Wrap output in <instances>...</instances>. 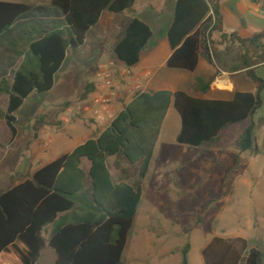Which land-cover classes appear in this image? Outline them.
<instances>
[{"label": "trees", "instance_id": "1", "mask_svg": "<svg viewBox=\"0 0 264 264\" xmlns=\"http://www.w3.org/2000/svg\"><path fill=\"white\" fill-rule=\"evenodd\" d=\"M44 1L52 15L61 13L64 19L25 28L8 43L15 55L23 58L11 81L0 82V96L9 97L6 111L0 105V120L14 137L17 114L26 100L34 93L47 94L54 89L70 50L84 45L104 12L122 14L132 10L138 0ZM222 2L176 0L168 32L173 50L168 67L195 72L200 58L224 67L220 57L224 54L250 68L259 82L258 93L237 92L230 101L204 99L217 74L196 79L199 97L184 91L138 93L99 137L0 192V264H37L47 245L56 251V264H124L143 198V182L171 106L182 121L179 144L193 148L224 144L231 128L247 124L233 145L240 153L264 154L256 143L254 122L263 105L264 80L256 77L255 69L264 65V31L247 40L237 32L226 33ZM34 9L25 0H0V42L20 20L29 16L38 19ZM216 34L221 35L220 41L214 39ZM152 38L149 24L134 18L114 47L117 60L128 68L137 66ZM217 45H227L222 54ZM95 89L94 84L88 85L83 100ZM111 159L117 178L111 171ZM190 251L188 243L182 251V264H190ZM203 254L207 264H264V251L244 240L216 238Z\"/></svg>", "mask_w": 264, "mask_h": 264}, {"label": "crops", "instance_id": "2", "mask_svg": "<svg viewBox=\"0 0 264 264\" xmlns=\"http://www.w3.org/2000/svg\"><path fill=\"white\" fill-rule=\"evenodd\" d=\"M25 2L36 7L35 3L37 0H25ZM41 2L46 5L43 7L45 11L39 14L38 19L41 22H54L64 19L61 13L52 15V9L47 1L42 0ZM175 8L176 0H138L132 10L122 14L104 12L100 23L90 31L89 35L100 24H104L105 27L101 30L104 33L103 36L110 46L115 47L117 43L114 44V40L117 38L119 32L123 27L125 30L129 22L134 18L142 19L153 30V38L144 51L141 62L133 68H128L124 64H121L120 67L117 66V70L115 71L116 77L114 76V78L120 84V90L123 93V95L121 93V97H125L124 105L117 107V115L123 110L125 105L132 101L133 98L129 96L136 88H141L142 92L148 93L161 90L172 92L184 91L189 95L199 97L195 90L196 79L198 77L209 79L216 74L217 77L211 84L209 93L203 97L204 99L230 101L237 92L258 93L259 82L253 78L250 68H244L235 58L225 56L224 54L220 56L224 67H220L217 64L211 65L203 58H200L195 72L168 67V61L173 55V50L168 41V32L174 20ZM221 13L224 18L226 33L237 32L240 38L247 40L255 34L264 31V0H223ZM40 16L42 17L40 18ZM18 23L11 30L15 29ZM220 37V34H216L214 39L220 41ZM225 47L227 45L216 46L220 54H222L221 52ZM263 66L255 69L256 77L260 78L259 71ZM126 71H130L131 75H128ZM163 72L168 73V77L165 79L161 77ZM187 82L193 90L191 93L183 88V85ZM90 84H94L97 89V82H91ZM84 85V92L79 98V106L74 105L73 107H69L71 102H65L60 105L54 115L49 113L56 119L55 121L50 119L39 131H35L33 128V138H43L44 140L40 145L42 149L33 155V162L46 157H50L52 159L51 162H53L61 156L73 152L87 141L99 137L101 132L107 128L95 122L90 124L84 119V116L87 118L91 116L92 104L91 102H87L96 93L95 90L88 100H83V94L88 86L87 80ZM176 113L178 114L174 106H171L165 119L155 154L159 150L161 154L166 152L167 147L162 143L161 139L169 120ZM42 115L47 116V114ZM178 116L181 120L179 114ZM38 117L33 120V124ZM17 123L18 119L16 122V137L18 136L19 129L17 128ZM3 126H7V124L4 120H0V127ZM246 126L247 124H244L231 128L225 134L226 142L224 144L207 145L198 148L203 151H194L189 154L192 170L188 188L185 186L176 188L174 185V179L179 174L182 160L184 157H187V154L182 155L178 153L175 160L171 159L167 161L168 163L162 159H155V165L152 169L150 168L148 174L147 189H145L146 179L143 182L144 192L141 205L144 207L140 210V213L138 212L135 224L138 221L139 215H141L140 225L144 226L150 223L152 215H155L156 211L165 208L168 202L166 201L167 199L171 198V202L176 200L173 198V196H177V190L175 189H179L180 192L184 190V192L187 191L193 195L207 189L213 190L216 193L214 196L208 198L201 215H197L192 221L191 234L188 237L189 242L186 243V245L188 243L191 245L189 253L190 264H195L191 259L193 245L201 238L205 239L203 246H201V264H207L203 252L216 238L244 240L251 247L264 251V202L262 201L264 199V189H261L264 180V154H254L253 152L240 153L239 149L233 145V142L243 133ZM181 128L182 121L181 123L179 121L177 138L181 132ZM14 140L11 139V143ZM260 150L264 151L262 148ZM245 159L248 160L244 162ZM2 160L3 158L0 162ZM32 161L29 159L24 160L26 169L22 174V180L27 179V175L34 174L31 171ZM113 164L114 161L111 164V171L115 175V178H117L116 174L118 170H116ZM84 165L89 167V162L85 160ZM123 168H127V165L124 164ZM155 170L157 176L153 180L152 173ZM25 176L27 177L25 178ZM12 185L17 184L12 183L10 186ZM185 216H187L186 213H178L174 221L182 226L186 220ZM162 220L163 218L161 217L157 218L156 224L158 227L161 226ZM205 225L222 226V232L226 231L224 229L233 227L236 234L230 237H223L216 232H211L207 228L203 229ZM166 255H169V247L161 251V256L164 258L163 264H173L170 257L165 259ZM153 256L155 255L153 254ZM45 259L46 262L50 261L56 264L57 254L50 245H47L41 254L40 260Z\"/></svg>", "mask_w": 264, "mask_h": 264}, {"label": "rangeland", "instance_id": "3", "mask_svg": "<svg viewBox=\"0 0 264 264\" xmlns=\"http://www.w3.org/2000/svg\"><path fill=\"white\" fill-rule=\"evenodd\" d=\"M41 1L42 0H37L35 3L36 7L34 11L37 14H41L39 9L46 6ZM41 17L42 16H40V18ZM40 23V19H35L29 16L21 20L15 29L4 35L3 40L0 42V82L2 79H8L11 81L12 72L17 70L23 61V58L17 57L14 51L9 47V41L16 37L18 32H22V30L31 26L39 27ZM104 27V24H100V26L88 36L84 45L77 49L70 50L66 62L57 75L56 85L51 92L47 94L34 93L26 100L25 105L17 114V128H19L17 137L13 136L12 131L9 130L7 126L0 127V136L3 135L0 137V160L3 158L0 162V192L8 190L12 183L18 184L24 180H22V174L26 169L24 160L29 159L32 161L33 155L38 150L42 149L40 145L44 140L43 138H33V128L35 131H39L40 128L44 124H47L50 119L55 121L56 119L49 113L54 115L60 105L65 102H71L69 107H73L74 105L79 106V98L84 92L85 81L87 80L88 85L91 82H96L94 72L100 65V62L104 63V61H106L105 63L112 64L113 74L116 77L115 71L117 70V66L120 67L122 63L117 60L113 51L114 47L110 46L104 38V33L101 31ZM124 34L125 30L123 27L117 38L114 40V44L119 42L124 37ZM259 74L260 78L264 80V66L260 69ZM161 77L162 79L167 78L168 73L163 72ZM183 88H185L187 92H193L188 82L183 85ZM141 92V88H136L130 93L129 97L133 98ZM95 95L96 93L91 96L87 103L91 102L92 104V97H95ZM8 99L9 97L7 95L0 96V105L5 111L7 110ZM124 99L125 97L121 98L120 105H124ZM262 99L263 105L254 116V122L256 125V143L264 150V91L262 93ZM42 114H47V116H43ZM36 117L38 118L33 124V120ZM84 119L90 124L94 123L92 119V110L90 118L84 116ZM179 121L181 123L177 113L169 120L168 126L161 139L162 143L167 147V150L163 154H161L160 150L156 152L151 169L155 165L157 159H162L164 162H167L171 159L175 160L178 153L182 155L187 154V157H184L182 160L179 174L176 175L174 179V185L176 188H182V186L188 188L187 186L190 183L192 170L189 154L194 151L199 152L203 150L178 143L177 126ZM103 126H106V124ZM10 137L12 140L15 139L12 143ZM30 143L31 145H29ZM51 160L50 157H46L41 160L32 161V173H35L42 166L50 163ZM247 160L248 159H245L244 162ZM113 161L114 160L111 159L110 163L112 164ZM27 176H25V178ZM156 176L157 173L155 170L152 173L153 180L156 179ZM148 181L149 175L145 180V189L148 187ZM261 189H264V180ZM175 190H177V196H173V198L176 200L171 202V198L167 199L166 201L170 203L167 202L164 209L156 211L155 215H152L150 223L145 226L140 225L141 215H139L138 221L130 233L128 245L123 257L124 264H163L164 258L161 256V251L167 247H169V255H166L165 259L170 257L173 264H181L183 257L182 249L186 243L189 242L188 237L191 234L192 221L197 215H201L208 198L214 196L216 193L213 190L207 189L201 190L193 195L187 191L184 192V190H182V192H180L179 189ZM262 201L264 202V199ZM143 207L144 206L141 205L139 213ZM181 212L186 213L187 215L185 216L186 220L182 226L174 221L177 214H180ZM160 217L163 218V220L161 221V226L158 227L156 220ZM205 228L209 229L211 232H216L223 237H230L236 234L233 227L224 229L226 230L224 232H222L223 227H220L219 225H205L203 226V229ZM204 241V238L198 239L193 245L191 259L195 264H201V246H203ZM153 254L155 256L152 257ZM38 264L55 263L50 261L46 262L45 259L40 260Z\"/></svg>", "mask_w": 264, "mask_h": 264}, {"label": "built area", "instance_id": "4", "mask_svg": "<svg viewBox=\"0 0 264 264\" xmlns=\"http://www.w3.org/2000/svg\"><path fill=\"white\" fill-rule=\"evenodd\" d=\"M131 75L130 71H126ZM97 89L92 100V119L95 123L110 126L117 116V107L121 103L119 83L113 74V65L101 63L94 73Z\"/></svg>", "mask_w": 264, "mask_h": 264}]
</instances>
